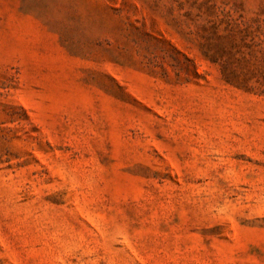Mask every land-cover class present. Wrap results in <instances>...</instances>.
I'll return each mask as SVG.
<instances>
[{
    "label": "rangeland",
    "instance_id": "374dc122",
    "mask_svg": "<svg viewBox=\"0 0 264 264\" xmlns=\"http://www.w3.org/2000/svg\"><path fill=\"white\" fill-rule=\"evenodd\" d=\"M0 264H264V0H0Z\"/></svg>",
    "mask_w": 264,
    "mask_h": 264
}]
</instances>
